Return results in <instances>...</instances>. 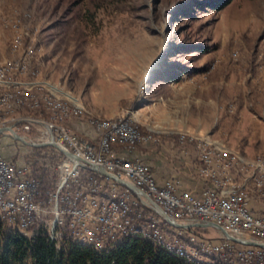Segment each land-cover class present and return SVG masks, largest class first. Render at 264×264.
I'll return each instance as SVG.
<instances>
[{"label": "rangeland", "instance_id": "1", "mask_svg": "<svg viewBox=\"0 0 264 264\" xmlns=\"http://www.w3.org/2000/svg\"><path fill=\"white\" fill-rule=\"evenodd\" d=\"M211 1L0 0V64L32 49L26 79L71 99L84 117L132 116L161 135L198 124L229 130L234 125L217 123L216 105L232 117L242 109L264 117V0H232L221 10L198 6ZM237 135L228 141L240 145ZM8 138L9 160L34 163L50 185L57 154ZM254 158L240 157V165H264V151ZM193 237L221 243L223 236L210 228Z\"/></svg>", "mask_w": 264, "mask_h": 264}, {"label": "built area", "instance_id": "2", "mask_svg": "<svg viewBox=\"0 0 264 264\" xmlns=\"http://www.w3.org/2000/svg\"><path fill=\"white\" fill-rule=\"evenodd\" d=\"M20 46V39L14 40L13 52ZM32 55L28 48L22 56L0 64V129L12 128L42 153L54 151L57 174L48 185L34 172V163L19 168L0 156L3 227L31 240L42 235L56 251L72 241L102 252L125 238L141 237L193 264H264V248L236 244L223 235L221 243L195 240L193 232L209 228H174L140 193L92 170L103 168L132 184L179 224L211 222L234 238L264 244V212L248 208L253 191H261L259 200H264V165L241 166L240 155L181 134L179 143L194 146L197 174L210 185L199 193L180 190L176 180L160 186L147 163L131 158L138 147L159 141L152 135L155 132L141 133L132 116L84 117L77 103L60 98L56 90H45L46 84L26 79ZM74 120L84 123L91 135L75 131ZM30 133L36 135L31 138ZM0 135L11 138L9 132ZM52 140L73 158L50 145L38 147ZM206 255L216 257L205 261Z\"/></svg>", "mask_w": 264, "mask_h": 264}, {"label": "crops", "instance_id": "3", "mask_svg": "<svg viewBox=\"0 0 264 264\" xmlns=\"http://www.w3.org/2000/svg\"><path fill=\"white\" fill-rule=\"evenodd\" d=\"M192 90L194 89L190 88L188 90V96L193 95L194 91ZM207 102L210 106L215 104L211 99ZM222 106H215V115H217L216 117L219 119L217 123L220 122V124H223L229 122V124L234 125L230 127L229 130H224L221 127L214 129L204 126L200 127L198 124L193 129L187 126L185 127V131L178 130L162 133L163 136L159 134L160 132H155L153 133V137L154 139H159V141H152L151 143L138 147L136 151L131 154V158L147 163L151 167L158 185L162 186L168 180H176L179 183L180 190L192 193H199L205 186L210 184H206V182L198 176L195 148L192 144H180L178 137L181 134L197 140L208 141L217 146H222L231 153L240 155L245 161L253 163L256 159L254 156L258 154V152L264 151V117L257 118L252 116L250 118L242 109L237 115L233 112V118L223 110ZM71 126L75 131L86 137L91 135V131L84 123L74 120ZM237 134L240 135V145L231 140L228 141L227 139L228 137L230 139H239ZM164 135L167 137H164ZM171 136H174V138H170ZM166 138H168V141L164 142L163 140ZM254 139L258 147L252 145ZM8 140L9 138L7 136L0 135V156L9 160V157L14 155V151L13 148L9 149L7 147V144H9ZM26 163L21 162L20 159L15 161V164L19 168H23ZM234 178L239 180V177ZM259 199H261V196L253 195V198L248 202V208L253 212L263 213L264 200ZM207 230L208 229H205L201 232Z\"/></svg>", "mask_w": 264, "mask_h": 264}, {"label": "trees", "instance_id": "4", "mask_svg": "<svg viewBox=\"0 0 264 264\" xmlns=\"http://www.w3.org/2000/svg\"><path fill=\"white\" fill-rule=\"evenodd\" d=\"M232 0H212L198 4L221 10ZM203 5V6H200ZM141 133L147 131L139 127ZM0 264H193L177 258L160 246L141 237H128L107 251H96L90 246L68 241L61 251L44 237L34 240L5 230L0 224Z\"/></svg>", "mask_w": 264, "mask_h": 264}, {"label": "water", "instance_id": "5", "mask_svg": "<svg viewBox=\"0 0 264 264\" xmlns=\"http://www.w3.org/2000/svg\"><path fill=\"white\" fill-rule=\"evenodd\" d=\"M4 132H9L11 135V138L16 140L17 142H20L24 145H28L31 146L30 143H28L27 141H25V139L18 135L12 128L7 127V128H2L0 129V134L4 133ZM52 146L56 149H58L59 151H61L66 157L68 158H73V156L62 150L59 146H57L53 140L48 144V143H42L39 144L38 147H43V146ZM93 171H96L98 173H100L101 175L107 177V178H111L115 181H117L118 183L126 186L128 189H130L132 192L134 193H140L144 198L147 199V201L152 205L153 210L156 212V214L158 216H160L168 225L174 227V228H178V229H189V228H213L218 230L225 238H227L228 240H230L231 242H234L236 244H241V245H245V246H252V247H260V248H264V244L262 243H257V242H253V241H248V240H240L237 238H234L233 236L229 235L223 228H221L220 226L208 222V223H204V224H192V225H183V224H179L175 221H173L156 203H154L144 192L138 190V188H136L135 186H133L130 183H127L123 180L120 179H116L114 177H112L108 172H106L103 168L100 167H93L92 168Z\"/></svg>", "mask_w": 264, "mask_h": 264}, {"label": "bare ground", "instance_id": "6", "mask_svg": "<svg viewBox=\"0 0 264 264\" xmlns=\"http://www.w3.org/2000/svg\"><path fill=\"white\" fill-rule=\"evenodd\" d=\"M71 100V99H70Z\"/></svg>", "mask_w": 264, "mask_h": 264}]
</instances>
